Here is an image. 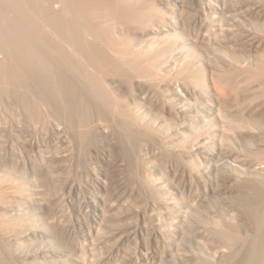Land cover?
Instances as JSON below:
<instances>
[{
	"label": "rangeland",
	"instance_id": "374dc122",
	"mask_svg": "<svg viewBox=\"0 0 264 264\" xmlns=\"http://www.w3.org/2000/svg\"><path fill=\"white\" fill-rule=\"evenodd\" d=\"M1 1L2 2L6 1L4 4L5 6L8 4V7L4 6L5 10H3L4 8L0 9V15L2 14V16H0V21L2 20L0 22V31L1 32L3 31L2 34H0V64H1L0 65V84H1L0 85V92H1L0 93V118H1L0 119V176H1L0 181L4 178V180L1 181L0 183L4 182L5 179L8 180L7 182H12V183L14 182V186L16 187V188L14 187V189H16L17 191L16 190L15 191L19 193V199L21 197H22L21 199H23V202L22 200L21 202L19 200V202L16 203L17 204L16 207L14 205L15 208L14 214L9 213V216H7L8 214H6L9 220H12L13 222L15 221L14 222L15 225H19V222L20 225L24 224L23 226L25 227L26 225H28L26 228H30L31 231L37 232L39 234H43L44 239L42 238L39 241H33L27 243L23 242L20 243L21 245L8 244L6 249L0 250V264H37V263L39 264V261H37L36 259L37 257L43 259L49 258L48 252L51 250V248H53L54 246H63V245L65 246L68 244L74 246V248L76 249V253L78 254L76 255L79 257L75 256V258H68L66 260H61L62 262H60V264H89V263L98 264L99 262H101L100 260H103V264H190L191 261L189 260H192V258L194 259V257L196 258V261L199 264L202 263L222 264L223 262H224L223 264H233L232 262L235 263L238 259L240 260L239 255L232 256L233 258L231 256H228V259L225 258L223 262L218 260L215 254V249H216L215 245L218 246L219 244H217V242L216 244H211L208 241H206V238L208 236L210 237L209 235L210 231H208V226L210 229L212 226L217 224L219 220L222 221V219L224 218L227 219L225 220L228 223L233 224L234 222L235 225L238 224L237 226H239L240 229H242L240 232L243 231V236L244 233H246L245 230L246 225L247 228L249 227L251 228L252 226L254 227V223L251 217L249 216L250 214L246 210L240 209V207H238L239 209H236V213L234 216L231 215L232 212L228 213L229 210L228 207H230L228 206V204L231 201L233 202V200L231 198L227 199L224 197V193H223L224 190H222V188H220L221 192L219 191V189H213L211 187H209L210 191L209 190L206 191L204 187L200 186L201 184L198 182L199 180H195L197 179V177H195L196 175L192 179L189 176H187L188 171L186 170L187 168H190V166H192L191 169L193 170L190 169L189 171L196 172L197 170V172H202V173L207 172L206 168H204L203 166L201 169V166L198 168L197 165L195 166L194 164L191 163L192 161L191 146L190 145L187 146V144L190 143L192 136H195L198 133L191 132V135L186 137L183 142L181 141L182 143L174 142L175 144L170 143L171 144L170 146L167 143L162 144L160 137L158 135L154 136V138L156 137L155 138L156 141L151 142L150 139L154 140V138L152 139L150 137H147L148 138L147 139L144 133L141 134L142 132L138 133L137 131H133V130L131 131L125 127V129L128 130V132L126 133L127 130L125 131V129H122V127L124 128V125L121 127L120 126L121 124L119 123L118 119H116L114 116L113 117L115 119L111 118L112 114L105 112V109L102 108V106L104 107L105 104L102 103L103 104L102 105L101 104L102 101H100L101 99L98 100L100 93L103 90H105L106 88L105 86L107 85V88L104 91L106 92V96L108 94L107 98L110 97L109 94L112 93L111 97L117 96L118 99H121L119 101H122L123 99L122 103L127 102L129 106L127 103L126 105L129 108L133 109V111L136 114H139L140 116L145 115L144 120L147 122V124L150 125L151 128L153 127L154 130L157 129L158 131L157 130L155 131H157V133L160 136H162L164 134H168L170 131H175V128L171 127L172 125L170 124L171 122L169 123L170 120L166 121L163 118L164 114L162 113L163 109L166 108V110L168 111L167 114H170L169 106L171 105L168 104L170 103L169 101H172L171 99L175 95V93L173 92L174 87L170 85H166L165 87L162 88V91H156L151 98V95L144 94L140 91V85H138L139 82L133 79L134 76L136 75L137 70L135 69V67H133V65H131V63H129L130 65H128L127 63L124 62L117 63L115 61L116 62L115 64L112 59H109L110 61L104 60V58L102 59L101 57H98L100 56L98 50H97L98 53L94 52V49L91 47V45L89 46L88 44L86 46H83V50L82 47L81 48L79 47L80 45L77 48L76 43H78V41L76 40V43H75V39L74 41H72L73 37H71L72 40L70 38L71 41L69 43V37H67L68 32L66 33V31L64 30L65 27L60 29V26L63 27V24H66L65 22L68 23V21H66L67 18L65 19L63 17L64 13L62 14L61 6H59L60 3H58L59 0H54V1L52 0L51 2L52 4L50 3L52 6L49 5V3L47 2H43V1L40 2L41 0H37L35 2L36 4L33 3L34 0L33 1L17 0L16 2L20 4L19 7L20 9L22 8L21 12H23V15L26 16L28 20L32 18L31 20L35 21L34 27L36 28V30L40 28L38 29L41 32V34H39V39L41 41H44L45 45L46 44H48L49 46L51 45L52 48L54 46V48L52 49L49 48V46L47 45L48 46L47 50L49 49L51 50L46 51V53L52 52L50 55L54 54L55 57L50 56L47 53L48 55L46 54L47 58H45V61L53 62L54 65L52 66H55L54 67L55 69L59 68L57 70H59L62 73L64 72L65 74H68L69 71L68 76L71 77L74 75L71 78L73 79L76 78L77 81L79 80L81 82L80 84L83 85L82 87L85 86L87 88L89 87L88 89L86 87L84 88V90H86L85 95L86 96L88 95L86 99H84V103L86 102L85 107L87 110L90 111H87L86 109L84 111H80L83 112L81 113V115H79L80 107H78L77 110L72 112L70 108L66 107L67 105H65L66 103L64 102L63 98H62L63 102L62 100H60L61 103L59 102L61 108H59L60 106L56 107L52 105V103H50L51 105L46 104L49 102L39 99L41 96L40 93L38 92L37 94H39V96H37L36 92L33 91L32 89L33 84H25L26 77L23 76L24 74L22 72L26 71V73H28L27 71H29L31 67L28 68V66L26 65L24 66V64L22 63L24 59L19 57L20 55L18 56L19 52L17 53L16 51L14 52L15 50L14 45L16 44L19 46V49L21 47L23 52L26 50L25 47L27 46L26 43L22 42L20 39H18V37H16L17 35L12 36L14 31L17 30V25L15 24H18L15 20L16 19L15 6L17 4L15 0H0V4L2 3ZM146 1L150 3L154 8L163 10L164 12H166L169 9L167 5L168 4L171 5V3L174 2V0H146ZM181 1L185 10L184 14L188 22L191 23L190 20L193 21V24L189 25L190 27L188 26V30H187L188 33H182L183 35L179 32L171 33L168 32V30L171 31L170 27L166 26L164 28H160V30L162 29V31L168 29L164 33L162 32L159 34L158 33L159 31H157V34L155 35V37L157 38L153 37V39L150 38L148 39L138 36L137 39L136 37H133L134 39L132 38V43L136 42L135 44H144V43L164 44L166 41L167 44H171L173 46L174 48L173 53L176 56L178 54L181 55L179 59H177L178 61L172 62V64L168 63L167 61L164 62L165 64L162 63V67L161 65L158 67V69L161 71L162 74L165 73L166 75L169 73L166 76H171L173 75V73L177 74L179 70L180 72L185 74L188 73L190 70L196 72L198 69H199L198 71L201 70L209 74L211 71V64L212 66L218 65V63L222 64L223 69L225 70L226 66L224 65V62L231 64L233 66L239 65V63L240 65L252 66L257 61L260 62V59L264 56L263 55L264 0H226V8H225L226 15H223L225 18L224 17L222 18V22L229 29L225 33L219 31L218 29H215L214 26L209 25L207 22L205 23L204 21L202 22L200 20V7L198 5L197 0H181ZM39 2L40 4L41 3L46 4V5L44 4L45 6L43 5L42 7L46 8L47 10L46 13L48 15L50 14L53 15V13L54 14L57 13V15L53 16L54 18L57 17V19L54 20H56L57 22L60 21L62 24L60 22L59 24H57V22L55 23L54 20H51L53 19L51 15L50 16L52 18H49L50 19L49 20L46 15H45L46 17H44L42 14H39L40 12L37 11V6L39 7L40 5ZM53 6H55L56 8L55 10L53 9L54 8ZM58 14H60L62 16L61 18L64 19L60 20L59 18L60 16ZM236 16L239 17V19L242 21V22L240 21L241 26L234 25L235 21L232 17H236ZM53 22L55 24H53ZM194 22L197 24L194 25ZM56 24L59 26V28H56L57 26ZM13 25L16 26V27L14 26V29L16 30L12 29L13 33L11 32L10 36L9 35L6 36L7 34L5 33V31H11V29L9 28L10 27L13 28ZM172 25L175 26L174 24ZM6 27H8L9 30H7ZM240 29L241 32L243 30L242 33L238 31ZM250 34L251 35L253 34L252 37ZM7 37H10V39ZM13 37L16 38L13 39ZM66 38H68V40H66ZM12 39L14 41H12ZM258 39L259 41H261V43L257 42ZM86 40L88 41V39ZM58 43H60V45ZM185 44H186L185 48L179 47V45H185ZM100 46H103L104 49L103 44H101ZM55 48L56 50H54ZM91 48L93 49L92 51ZM100 48L101 47H99V49ZM177 48L178 49L181 48L182 52L184 51L183 53L185 54L183 55L182 52H177L178 53L177 54L176 53V51H178ZM79 49L81 50L79 51ZM74 53L77 54V56ZM91 53L93 55L96 53L97 55L95 54L94 56H92ZM62 57L65 58L62 59ZM210 57H212V62L209 63L207 61ZM216 59L221 62H215ZM86 62H90V64L89 63L87 64ZM119 63L121 64V67H119L118 70L117 66L120 65ZM122 63L124 64L122 65ZM195 63H198V65H194ZM64 65L66 66V68ZM72 65L74 66L72 67ZM76 65H78L77 68L75 67ZM87 65H88V69L90 70L87 69ZM124 65L126 69L125 67H123ZM18 67L21 68L19 69ZM25 68L27 70H25ZM73 68L74 70H72ZM132 68H134L133 69L134 72H132L133 71ZM21 69L24 70L21 71ZM84 69H86L88 72H86V70ZM104 69L107 72H105ZM77 70L80 71V74L87 73L88 76L85 74H81V77H79L80 74L76 73ZM230 70L227 68L225 71L226 72L229 71L228 73L229 75H231L233 68H231ZM70 72L72 73V75ZM96 73L102 76L99 77ZM49 74L50 71H48V75ZM82 75H85L86 79L87 77L90 78V76H92L91 82L93 80L96 83H99L98 85L96 84L95 86H99L98 88L100 87L104 88V89L101 88L102 90L97 88V90H101V92L98 91L100 92L99 95L97 94L98 93L97 90L95 91V89L92 88L90 84H88L90 83L89 82L90 79L83 80V81H88L87 83L85 82L86 85L84 86V84L82 83L83 81H81V79H85V78H82ZM232 75H234L235 77L238 74L234 73L233 71ZM103 77L105 78V80L103 79ZM94 78L98 81L100 78V81L97 82L96 80H94ZM101 80L103 82H101ZM237 80L238 83L236 82L234 84L233 82L231 87L230 84L226 85V87L230 88L227 90L232 91L231 88L232 86H234L233 90H235V92L238 93L237 94L232 93L234 91L232 92L227 91V93H230L229 95L231 96L232 94L233 95L236 94L238 96L236 95L234 96H236V98L239 97L237 99L242 100L245 96H247L250 93V91L247 89L246 83L244 85V83L240 82L238 76H237ZM104 82H106V84ZM239 83L242 84L240 85L241 87L240 86L238 87ZM100 84H103L104 87L103 85ZM90 87L92 89H90ZM169 87L172 88V90ZM33 88H35L34 90L37 91L36 86H34ZM29 91H31V93ZM259 91L260 90H256L253 93L257 92L256 94H258L261 92ZM32 93L35 97L36 96L37 97L36 98L34 96L32 97ZM239 93L241 95H239ZM95 95H97V97ZM26 96L28 97L30 102L31 100H34L32 101L33 103L31 102L30 106L31 105L33 106L35 102L34 107L35 108L37 107L36 109L26 104V99H25ZM90 96L95 98L92 99ZM104 96L105 93L104 95L102 94L100 97L104 99L106 98ZM23 97H25L24 98L25 100L23 99ZM88 98H91L93 102L91 101V99H90L91 102H88ZM158 98L160 100L161 99L164 100L165 105L167 103V106H165L164 108L161 107L162 104L161 102L159 103L157 101ZM37 99L39 101L41 100L43 104L41 102H36ZM107 100L109 102V99ZM107 100H105V102ZM111 100H113V98ZM95 101L97 103H95ZM93 103L94 106L95 104L97 105L98 103L101 105L98 104L95 108L93 106ZM157 103H159L160 105ZM91 106H93V108ZM99 106L101 107V109L99 108ZM158 106H160V108ZM52 107L55 108V110ZM63 107L66 108L64 109ZM58 108H59V112H56ZM29 109H32L33 111L35 110V112ZM81 109H84V107L83 108L81 107ZM102 109H104L103 111L104 113H102ZM60 110H61V115H58L57 113H60ZM76 111H78L79 113H76ZM96 112L97 114H95ZM105 113L111 116L110 117L105 116L107 115ZM73 114L75 116L77 114L78 117L74 116V118H72L71 116H73ZM90 114L92 115L91 117L89 116ZM36 115L37 117H39L40 120L38 118H34ZM29 116H33L32 118L34 120L31 119V117ZM82 116L83 117L85 116L87 122L82 118ZM69 117L71 120L69 119ZM77 120L78 121L80 120V122H78ZM71 121H75V122H71ZM83 121L85 122L83 123ZM167 122L169 124H166ZM252 122L254 123L255 127L256 126L260 128L264 127V122L262 121H254L252 119ZM113 123L115 125L117 124L116 126H118L119 129ZM219 123L220 122L217 119V117H215V119L208 118L206 121L202 122L198 132L200 134L202 133L203 135L201 137H203L204 132H206L209 129H212L216 125H219ZM110 124L112 125L110 126ZM83 125L84 126L88 125V126L84 127ZM114 126L116 127V129ZM80 128L85 129V131L84 130L81 131ZM79 131L87 133V135L85 136L86 139L81 136H78L79 134H81V132ZM129 131L132 133L137 132L136 135L131 133L132 136L135 135L134 139H136L138 136L137 140L131 139L132 142L130 141L129 138L131 137V135L130 137L126 135V134L128 135L130 134ZM137 134H141V135H137ZM226 136H228V134ZM144 137L146 139H144ZM228 137H229L228 141L230 140L229 142L230 144L235 143L236 146L240 145L238 141H236L235 137H232V135H229ZM157 140L160 141L161 145ZM198 140L201 141L200 139ZM163 145L166 147H164ZM175 147L179 149L177 150V148ZM174 149L177 150V152ZM232 161H233L232 159L225 156L221 161L223 169L232 172L234 168H237V166L235 167V164ZM177 169L180 171H178ZM102 177L106 178L108 182L106 187L100 184ZM188 177L191 179L190 180L191 182L189 181ZM185 178H187L188 180ZM9 179L12 180L10 181ZM173 181L175 182L173 183ZM175 183H177V185L179 184L178 187H180V189H182V192H184L185 195L184 197L186 198L187 196L186 199L189 200V203L193 199V201H191L192 202L191 204H189L188 206L181 207L180 214L183 216V213H185L186 217L185 215L183 217L187 218V220H184V222L189 220L188 225L191 226L192 224L191 227L194 226L193 228L195 229L197 228V232H196L197 235L196 234L195 236L188 235L183 240L180 238L181 240L179 239L180 244L178 246L180 248L179 253L181 254H179L178 251L177 252L175 251L173 255L169 253L168 255L170 256L166 255L161 260V256H159V253H157L156 251L157 232L155 231V229H157V227L155 223L158 222V219L157 216L155 215L157 214L160 216H164L165 213L163 212L164 210H156L153 206H154V202L162 201L160 199H157L159 195L158 194L159 189L163 190V192L165 193V191H169V189H172V186L175 185ZM149 184L151 185L155 184L159 189L155 185H153L154 187H152ZM154 189H156L157 193ZM96 192H98L100 196H104L106 199H110V200L112 199L113 204L115 205L117 203L115 206L118 207L116 208V210H114L115 213L111 212V214L108 217V220H106L107 222L105 221L104 223L101 224L100 226L101 229L100 227H96L94 223V218H97L95 201L96 202L101 201V197ZM154 193L156 194L154 195ZM42 195L44 196V198ZM113 200L115 201V203ZM19 216L21 217L19 218ZM197 225L201 229H198ZM88 228H91L92 231H94L93 233H95L94 244H92L91 240L88 237L87 234ZM204 229L206 230L203 231ZM49 233H52L54 236L51 237L52 238L51 240L48 239L46 235ZM201 238L203 239V241ZM210 238L209 241H211ZM212 239H213L212 241H214V238ZM244 239H248V238L245 237ZM2 240L3 239L0 237V241ZM1 243H3V241L0 242V245ZM212 245L214 247V250L212 249L213 248ZM184 256H187V258ZM54 264H58L56 260Z\"/></svg>",
	"mask_w": 264,
	"mask_h": 264
},
{
	"label": "bare ground",
	"instance_id": "6f19581e",
	"mask_svg": "<svg viewBox=\"0 0 264 264\" xmlns=\"http://www.w3.org/2000/svg\"><path fill=\"white\" fill-rule=\"evenodd\" d=\"M16 1L17 0H15V2ZM36 1L37 0H34L33 3H35ZM42 1L49 3V5L52 4L51 3L52 0H41L40 2H42ZM197 1H198V5L200 7V20L202 22L204 21L205 23L207 22L209 25L214 26L215 29H218L219 31H221L223 33L227 32L229 28H227L225 26V24L222 22V18L224 17L223 15H226L225 14L226 0H197ZM5 2H2L0 4V9L4 8ZM40 2H39V4H40ZM58 3H60L59 6H61L62 14L64 13L63 17L65 19L67 18L66 21H68V23H67L64 20V22L66 24H63V27L60 26V29L65 27L64 30L66 31V33L68 32L67 37H69V43L72 40L71 37H73L72 41H74V39H75V43H76V40L78 41V43H76L77 46L75 45L77 48L80 45L79 47L80 48L82 47V50H83V46H86L88 44L89 46L91 45V47L94 49V52H96V53L99 52L100 56H98V57H101L102 59L104 58V60L112 59L115 64H116V62L117 63L118 62H124V63H127L128 65H130L129 63H131V65H133V67H135V69L137 70V72H136L137 76L133 73L136 76V77L134 76L133 79H135L136 81L139 82V84L138 83L137 84L140 85V91L144 94L151 95V98L156 91H162V88L165 87L166 85H170V86L174 87L173 92L175 93V95H174V97H172V99L170 97V99L173 102L169 101L170 103L168 104V105H171V106H169V113L170 114H167L168 111L166 110V108L163 109L162 113L164 114L163 118L166 121L170 120L169 123L171 122L170 123V124H172L171 127L175 128V131H170L168 134H164V135L160 136L157 133L158 130L155 129V130H157V131H155L153 129V127L151 128L150 125H148L147 122L144 120L145 115L140 116L139 114H136L133 111V109L128 107L129 104L127 102L124 101L125 103H122L123 99H122V101H119L121 99H118L117 96L111 97L112 93L109 94L110 97L107 98L108 94L106 96V92H104L107 88V85L105 86L106 87L105 90L102 91L105 93L104 97H106V98H104V99L105 100L109 99V102H108V100L105 102V100L100 97L102 94L104 95V93L101 92V90L104 88H102V87L98 88L99 86H95L96 84L98 85L99 83H96L93 80L91 82L92 76H90V78L87 77V79H90V81H89L90 83H88V84H90V86L92 88H94L95 91L97 90V88L98 89L102 88L101 90H97V92L100 91L102 94L100 92H98V93L96 92L98 95L100 93L98 100L101 99L100 100V101H102L101 104L102 103L105 104L104 107L102 106V108L105 109V112L112 114L111 118L115 117L116 119H118L119 123L121 125L119 123L118 124L121 127L124 125V128L122 127V129H125V127H126L128 130H131V131L132 130L137 131L138 133L142 132L141 134L144 133V135H146V138L150 137L153 139L155 135H158L160 137L162 144L167 143V144H169V146L171 145L170 143L173 144L174 142L175 143H178L181 141L183 142L186 137L191 135V132L198 133L197 135L192 136L190 143L187 144V146L188 145L191 146L192 155L191 154L190 155H191L192 161L191 160L190 161L195 166L197 165L198 168L201 166V169H202V166H203L204 168H206L207 172L206 173L197 172L196 169H195L196 172L189 171L192 168V166H190V168L186 167L187 168L186 171H188L187 176H189L192 179L196 175L195 177H197V179H195V180H199L198 182L201 184L200 186L204 187V189L206 191L209 190V187H211L213 189H219V191L221 190L220 188H222V190H224V192H223L224 197L227 199L231 198L233 200V202L231 201L232 203L229 202V204H228V206H230V207L227 206L229 209V210L227 209L228 213L232 212L231 215L234 216L236 213V209H239L238 207H240V209H244L250 214L249 216L251 217V219L253 220V223H254V227L253 226H252L253 228L249 227L250 229L247 228V225L245 223L246 233H244V236H243V231L240 232L242 229H240V227L237 226L238 224L235 225L234 222H233V224L228 223L226 221L227 219L224 218V219H222V221L219 220L217 222V224L214 223L215 225L212 226L210 229L208 226V231H210L209 235L211 238L209 236L208 237L210 238L211 241H209V238L207 236H206L207 237L206 241H208L211 244H216V242H217V244H219L218 246L215 245V247H216L215 254H216V257L218 258V260H220L222 262L225 260V258L228 259V256L232 257L235 255H237V256L239 255L240 260L238 259L237 260L238 262L236 261L235 263L232 262L233 264H264V127L263 128H260L257 126L255 127L254 123L252 122V119L254 121L264 122V56H263L264 53H263V51H262L263 57L261 56L262 58L260 59V62L257 61L252 66L240 65V63L237 66H233L231 64L224 62V65L226 66V68L224 67L225 70L227 68L229 70L231 68H233L234 73L238 74L237 76L239 77L240 82L244 83V85L246 83L247 89L250 91V93L247 96H245L242 100H240V99H237L239 97L236 98V96H238V95H236L238 92L236 93L235 90H233L234 86H232V88H231L232 91H234V92H232L231 90H227L230 88L226 87V85H229V84L231 87L233 82L235 84L238 81L237 76L234 77L235 74L232 75L233 71H232V74L230 72V74L233 77L231 75H229V73H228L229 71L226 72L223 69L222 64L218 63V65H216V66H212V64H211V71L209 74L207 72H204L201 70L198 71L199 69L196 72L190 70L188 73H185V74L180 72V70H179V72L177 74L173 73V75H171V76H166L169 73L166 75H165V73L164 74L161 73V71L158 69V67L160 65L162 67V63H164L165 61H167L170 64H172V62L178 61L177 59H179V57L181 55L178 54L177 52H182L181 48H185L186 44L185 45H179V47H181V48L180 49L177 48L178 51H176V53L178 55L176 56L173 53L174 52L173 46L171 44H167L166 41L164 44H160V43L159 44L158 43L135 44L136 42L132 43V38L136 37V39H137V36L142 37V38L153 39V37H155V35L157 34V31H159L158 33L160 34L162 32L164 33L166 30H168V29H166V30L163 29L164 31H162V29L160 30V28H164L166 26L170 27L171 31L168 30V32H171V33H175V32H179L181 34L182 33H188L187 32L188 26L193 24V21L190 20L191 23L188 22L185 14H184L185 10H184V7L182 5L181 0H174V2L171 3V5L168 4L167 6L169 9L166 12H164L163 10L154 8L146 0H59ZM16 4L17 5L15 6V11H16V19L15 20L18 24H15V25H17V30L14 29L15 25H13V28L12 27L9 28V29H11V31H5V33L7 34L6 36H8V35L10 36L11 32L13 33L12 29L16 30V31H14L12 36L17 35L16 37H18V39H20L22 42L26 43V45H27L25 47L26 50L24 52L22 51L21 47L19 49V46L17 44L14 45V49H15L14 52L15 51H16V53L19 52L18 56L20 55L19 57L24 59V61L22 62L24 64V66L26 65V66H28V68L31 67V69L29 71H27L28 73H26V71L22 72L24 74L23 76L26 77V83L25 84H33L34 86H36L37 91L34 90L35 88H33L34 86L32 85L33 91L36 92L37 96H39V94H37V93L38 92L40 93L41 96L39 99H42L43 101L49 102L46 104L51 105L50 103H52V105L59 107L60 106L59 102L63 98V100L66 104L65 103H62V104L67 105L66 107L70 108L72 112L77 110L78 107H80L79 112L84 111L86 109V107H85L86 102L84 103V99H86V97L88 96V95L87 96L85 95L86 90H84V88L86 87L85 82L87 83L88 81H83V80H87L85 75L88 76V74L87 73H81V74H85V75H82V78H85V79H81V81H83L82 83L84 84L85 87H82L83 85L80 84L81 82L79 80H78L79 81L78 82L75 77H74L75 79L71 78L74 75L71 77L68 76L69 71H68V74H65L64 72L62 73L59 70H57L59 68L56 67L57 69H55L54 68L55 66H52V65H54L53 62L45 61V58H47L46 54L48 53V52L46 53V51L51 50V49L47 50L49 45L48 44L45 45L44 41H41L39 39V34H41V32L38 30L40 28H38L36 30V28L34 27L35 21L31 20L32 18H30V20H28L26 18V16L23 15V12H21L22 8L20 9V7H19L20 4L18 2H16ZM44 4L45 3H41L40 4L41 6L39 5V7L36 5L37 11L40 12L39 14H42L44 17L47 16L48 19L52 18L54 15H57V13L56 14L53 13V15L50 14L52 17L50 15H48L46 13V11H47L46 8L42 7ZM6 6L8 7V4ZM47 6H48V4H47ZM53 7H50V8H53L55 10L56 9L55 6H53ZM3 10H5V8ZM35 11H36V8H35ZM48 12H49V10H48ZM58 15L60 16V17L58 16L60 18V20L64 19V18H61L62 16L60 14H58ZM0 16H2V14ZM40 17H41V15H40ZM232 18L235 21V24H234L235 26H241L242 21L239 19V17L236 16V17H232ZM54 19H57V17L56 18L53 17V19H51V20H54ZM54 22L56 23L57 21L54 20ZM54 22H53V24H55ZM59 22L60 21H58L57 24H59ZM62 22H63V20H62ZM172 24H174L175 26H173ZM196 24L197 23L194 22V25H196ZM57 26H56V28H59V26L58 27ZM33 27H34V29H33ZM6 28H7V30H9L8 27H6ZM6 28H5V30H6ZM238 31L241 32V29ZM245 31H247V30H245ZM2 32L0 31V34H2ZM242 32H243V30H242ZM257 34H259V33H257ZM69 35H71V36H69ZM252 35H251V37H252ZM12 36H11V38H12ZM50 36H51V34H50ZM58 36H60V35H58ZM168 37H166V38H168ZM257 37H258V35H257ZM7 38L10 39V37H7ZM15 38L13 37V39H15ZM54 38H56V37H54ZM70 38H71V40H70ZM155 38H157V37H155ZM13 39H12V41H14ZM86 39H88V41ZM255 39H256V37H255ZM260 39H261V37H260ZM66 40H68V38H66ZM162 40H163V38H162ZM257 42L261 43V41H259V39ZM260 43H258V44H260ZM58 44L60 45V43H58ZM61 44H62V42H61ZM99 44L100 45L103 44L104 49H103V46H100ZM50 46H49V48H52V46L51 47ZM188 46H189V43H188ZM99 47H101V48L99 49ZM53 48H54V46H53ZM92 48H91V51L93 50ZM74 49H76V48H74ZM206 49H208V48H206ZM54 50H56V48ZM80 50L81 49H79V51ZM97 50H98V52H97ZM72 52H74V51H72ZM51 53L52 52H50L48 54L50 55ZM82 53H84V52H82ZM184 54L185 53H183V55ZM75 55L77 56V54H75ZM94 55L92 54V56H94ZM50 56H54V54L50 55ZM50 56H48V57H50ZM64 58L62 57V59H64ZM105 58H107V59H105ZM22 59H21V61H22ZM80 59H82V58H80ZM25 60L28 62H26ZM51 60H49V61H51ZM207 62H209V63L212 62V57H210ZM215 62H221V61L216 59ZM81 63H83V62H81ZM86 63L90 64V62H86ZM86 63H84V64H86ZM124 63H122V65ZM199 63H200V61H199ZM102 64H104V63H102ZM105 64H106V62H105ZM236 64H238V63H236ZM111 65H113V64H111ZM194 65H198V63H195ZM73 66L74 65H72V67ZM77 66L78 65H76L75 67L77 68ZM167 66H166V68H167ZM187 66H189V65H187ZM115 67H116V65H115ZM117 67L119 70V67H121V64ZM123 67H125V65ZM65 68H66V66H65ZM129 68H130V66H129ZM87 69H88V65H87ZM125 69H126V67H125ZM133 69L134 68H132V70ZM189 69H190V67H189ZM22 70H24V69H21V71ZM25 70H27V69L25 68ZM72 70H74V68ZM84 70H86V69H84ZM88 70H90V69H88ZM104 70H103V72H104ZM176 70H175V72H176ZM48 71H50L49 75H48ZM61 71H62V69H61ZM2 72H3V70H2ZM10 72H11V70H10ZM74 72H76V71H74ZM86 72H88V71L86 70ZM105 72H107V71L105 70ZM132 72H134V70ZM76 73L80 74V71L77 70ZM81 74L79 77H81ZM71 75H72V73H71ZM49 76L53 77V78H50ZM98 76L101 77L102 75L101 76L98 75ZM103 79L105 80L104 77H103ZM94 80H96V79L94 78ZM96 81L99 82L100 78H99V81L98 80H96ZM101 82H103V81L101 80ZM104 83L106 84V82H104ZM88 84H87V86H88ZM103 84H100V85H103ZM240 85H242V84L239 83L238 87ZM244 85H243V87H244ZM91 87H90V89H92ZM103 87H104V85H103ZM14 89H15V87H14ZM170 89L172 90V88H170ZM256 90H260L261 92L259 91L260 93H258V94H256L257 92L253 93ZM95 91H93V92H95ZM227 91L228 92L231 91L232 93H236V94H234L236 96H234L233 94H232V96L229 95L230 93H227ZM29 92L31 93V91H29ZM33 93H32V97L34 96ZM239 95H241V94L239 93ZM95 96L97 97V95H95ZM16 97H18V96H16ZM90 97L92 99L95 98L92 96H90ZM24 98L25 97H23V99ZM91 98H88V102H91V101L93 102V100ZM110 98L111 99L113 98V100H111ZM25 99H26V104H28L29 106H30L31 102L34 101V100H31V102H30V100L28 99L27 96ZM90 99H91V101H90ZM24 100H22V101H24ZM37 100H36V102H41V100L40 101L39 100L37 101ZM63 100H62V102H63ZM103 100H104V102H103ZM157 101L159 103L161 102V104H162L161 107L164 108L165 106H167V103L165 105L164 100H162V99L160 100L158 98ZM95 103H97V102L95 101ZM126 103L128 104V106L126 105ZM159 103H157V104H159ZM34 104H35V102H34ZM34 104H33V106L32 105L31 106L34 107ZM88 104H90V103H88ZM88 104H87V106H88ZM101 104H99V105H101ZM91 105H92V103H91ZM97 105L95 104V106H94V103H93V106L95 108ZM93 106H91V107L93 108ZM81 107L82 108L84 107V109H81ZM158 107L160 108V106H158ZM172 107H174V108H172ZM24 108H26V107H24ZM59 108H61V106ZM59 108L57 109L58 111L56 110V112H59ZM99 108L101 109L100 106H99ZM53 109L55 110V108H53ZM104 109H102V113H104L103 112ZM29 110L33 111L32 109H29ZM37 110H40V109H37ZM87 111H90V110H87ZM33 112H35V110ZM37 112H39V111H37ZM79 112L76 111V113H79ZM97 112H99V111H97ZM97 112L95 114H97ZM100 112H101V110H100ZM81 113H83V112H80L79 115H81ZM107 113H105V114H107ZM159 113H160V111H159ZM36 114H38V113H36ZM57 114L61 115V110H60V113H57ZM57 114H55V115H57ZM67 114H69V113H67ZM100 115H98V116H100ZM33 116H29V117H31V119H33L32 118ZM74 116L75 115L73 114V116H71V117L74 118ZM76 116H77V114H76ZM89 116L91 117L92 115L90 114ZM105 116L110 117L111 115L107 114ZM175 116H176V118H175ZM215 117H217V119L219 120V122H220L219 125H216L214 127L211 125L213 128L207 130L206 132L203 131L204 136L201 137L203 134L202 133L200 134L198 131L200 129L199 127L202 124V122L206 121L208 118L209 119H212V118L215 119ZM34 118L39 119V117H37V115ZM80 118H81V116H80ZM82 118L86 121L85 116L84 117L82 116ZM69 119H70V117H69ZM85 121H83V123ZM71 122H75V121H71ZM78 122H80V120ZM113 122H114V120H113ZM169 123L167 122L166 124H169ZM111 125L112 124H110V126ZM86 126H88V125H86ZM86 126H84V127H86ZM78 127H79V125H78ZM116 127L119 129L118 126H116ZM116 127H115V129H116ZM80 129H81V131H83V130L85 131V129H82V128H80ZM127 129H125V131ZM87 130H89V129H87ZM128 130L126 131V133L128 132ZM159 130H161V129H159ZM81 131H79V132H81ZM129 133H130L129 135L126 134L128 137H130L132 132L129 131ZM136 133L133 132L132 134L136 135ZM141 134H137V135H141ZM227 134H228V136L232 135V137H235L236 141H238V143L240 145L236 146L235 143L230 144L229 143L230 140L228 141L229 137L226 136ZM86 135H87V133L81 132V134H79L78 136L85 138ZM126 135H124V136H126ZM135 135L134 136L131 135V137L129 138L130 141H131V139H134ZM137 138H138V136H137ZM137 138L134 140H137ZM146 138L144 137V139H146ZM155 138H154V140L150 139V141L151 142L156 141ZM129 139H128V141H129ZM198 139H200L201 141H199ZM150 141H149V143H150ZM157 141H159V140H157ZM159 143H160V141H159ZM160 145H161V143H160ZM183 146H185V145H183ZM164 147H166V146H164ZM175 148H177V147H175ZM172 149H173V147H172ZM178 149L179 148H177V150ZM177 150H175V151L177 152ZM189 151H190V149H189ZM178 153H179V151H178ZM173 154H175V153H173ZM187 154H189V153H187ZM225 156L232 159L233 160L232 162H234L235 167L237 166L238 169L234 168V170L232 172L229 170H224L222 167L221 161L223 160V158ZM181 162H182V160H181ZM177 163H178V161H177ZM191 170H193V169H191ZM178 171H180V170H178ZM186 171H185V173H186ZM181 172H184V171H181ZM189 177H188V179L190 181L191 179ZM0 178H1V176H0ZM185 179H187V178H185ZM3 180H4V178L1 181H3ZM5 181L0 183V237L3 239L2 240L3 243H1V245H0V250L6 249L8 244L14 245V244H20L23 242L27 243V242L39 241L42 238L44 239L43 234H39L37 232L31 231L30 228H26L28 225H26V227H25V226H23L24 224L20 225V222H19V225H15L14 224L15 221L13 222L12 220H9V218L7 216H9V213L14 214V209H15L14 205L16 207V205H17L16 203H18L19 200H20V202H21V200L23 202V199H21L22 197L19 199V193L16 192L17 191L16 189H14V187H15L14 182L13 183L7 182L8 181L7 179H5ZM174 182L175 181H173V183ZM185 183H186V180H185ZM100 184L102 186L106 187L108 184L106 178L102 177ZM149 185H151V184H149ZM153 185H155V184H153ZM153 185H151V186L154 187ZM178 185H177V183H175V185L172 186L173 190L172 189H169V191L164 190L165 193L163 192V190L159 189L155 185L159 189V191H158L159 195H158L157 199H160L162 201L161 202H154L153 207L156 210H164L163 212L165 213L164 216H160L157 214L155 215V216H157V219H158V222L155 223L156 227H157V229H155V231L157 232L156 233V237H157L156 251H157V253H159V256H161V260L166 255H168L169 253L171 255H173L175 253V251L176 252L178 251V253L180 252L179 251L180 248L178 246L180 244L179 243L180 238L183 240L188 235H194L195 236V234L197 232V228L196 229L193 228L194 226L191 227L192 226L191 223H190L191 226L188 225L189 220L186 221L188 223L184 222V220H187V218L183 217L185 215V213H183V216L180 214L181 207L188 206L189 204L192 203L191 201H193V199L189 203V200L186 199L187 196H186V198L184 197L185 196L184 192H182V189H180V187H178ZM17 187H19V186H17ZM95 189H97V188H95ZM154 190L156 191V189H154ZM96 193L99 194L98 192H96ZM156 193H157V191H156ZM156 193H154V195ZM99 196H100V194H99ZM159 196H160V198H159ZM100 197H101V201H98V202L95 201L97 218H94V223H95L96 227H100L102 223H104L106 220H108V217L111 214V212L115 213L114 210H116V208H118L115 206L117 203L114 205L112 202V199L111 200L106 199L104 196H100ZM43 198H44V196H43ZM114 203H115V201H114ZM207 213H209V212H207ZM6 214H8V215L6 216ZM20 217L21 216H19V218ZM185 217H186V215H185ZM216 217H217V215H216ZM224 217H226V216H224ZM222 218H223V216H222ZM230 219H232V218H230ZM210 226H211V224H210ZM205 228H206V226H205ZM100 229H101V227H100ZM198 229H201V228H199V226H198ZM205 230L206 229H204L203 231H205ZM249 231L252 234H250ZM93 232L94 231H92L91 228H88L87 234H88V237L91 240L92 244H94V242H95V233H93ZM46 235H47V238L50 240L52 239L51 237H54L52 233H49ZM206 235H208V234H206ZM245 237H247L248 239H244ZM212 238H214V241H212L213 240ZM243 239H244V241H243ZM2 241H0V242H2ZM202 241H203V239H202ZM204 244H205V242H204ZM212 247H213V245H212ZM212 249L214 250V247ZM76 254L77 253H76V249L74 248V246L68 244L65 246L64 245L63 246H54L53 248H51V250L48 252L49 258L43 259V258L37 257L36 259H37V261H39V264H54L55 260L57 261L58 264H60V262H62L61 260H66L68 258H75V256L79 257V256H77L78 254L77 255ZM179 254H181V253H179ZM168 256H170V255H168ZM184 257L187 258V256H184ZM194 259L192 258V260H189V261H191V263H193V264H199V263H197L195 257H194ZM208 259H209V257H208ZM100 261L101 262H99L98 264H103V260H100ZM202 264H204V263H202Z\"/></svg>",
	"mask_w": 264,
	"mask_h": 264
}]
</instances>
